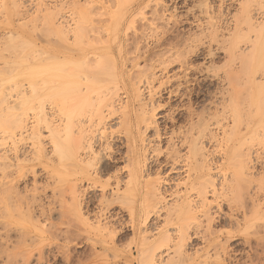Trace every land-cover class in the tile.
I'll return each mask as SVG.
<instances>
[{
    "label": "bare ground",
    "instance_id": "obj_1",
    "mask_svg": "<svg viewBox=\"0 0 264 264\" xmlns=\"http://www.w3.org/2000/svg\"><path fill=\"white\" fill-rule=\"evenodd\" d=\"M82 1L81 4L79 2L73 3L75 5H72V8H75L73 6H76V4L81 6L78 7L79 10L75 13L73 27L68 29L65 24H63L65 19L64 21H60V19H63L60 14V5L59 7L57 5H50V3L45 0H34L33 3L32 0L31 2L29 0H0L1 24L4 22V25L9 26L12 22L9 21L11 17L16 18L18 24H21L19 21L27 22L28 18L32 17L35 21H40L39 23L41 24L43 35L45 33L46 37L54 34V36L56 35L61 40L65 41L67 37H69L67 33L72 31V38L76 42L75 44L79 50L78 54H76L77 56H74V58L69 57V55L66 56L65 54L62 56L56 55L55 53H57V51H55V53L51 52L50 54L48 53V49H51L49 47L45 48V50H48L47 52H44V49V51H40L39 48L37 49L39 52H37L33 45L35 43L33 42L32 44V41H29L31 37L29 40L25 37L27 33H22L23 30L20 33L17 32L16 29L14 31L12 29V31L5 29V31L8 32L2 33V36L0 34V218H6L5 223L3 222L4 219L1 220L3 224L0 222L2 224V226L1 224L0 226L4 231V233H1V240L4 241L5 245L12 241L11 239L9 240L8 236V233H10L8 232L10 231L9 226L13 224L16 219V223H18V218L27 216L32 219L35 214H38L35 218L37 221H35L36 226L38 225L37 223H39L38 217L41 218L42 224L52 220L55 209L53 210L50 208L49 204L47 205L43 202V199L46 198L45 195L33 194L31 198L28 197V192H36L38 187H36V174L32 168L40 166L43 170H48L45 173H54L56 177L58 176L57 179L61 178L59 174L60 171L62 175H66L64 172L67 174L70 173L68 175L69 183H67L68 181L66 182L67 188L65 185V188L63 185L60 186L63 187L64 190H67V193L65 191L64 193L65 195L68 194V200L66 199L68 203L63 197L64 204L62 205V201H60L59 203L61 205H58V216H65L66 213L71 214L74 217V221L76 220L77 225L81 223V221L86 220L84 219V217H86L84 216L85 213L82 212L84 209L82 204L84 205L85 201H83L82 197L85 196H83V193L86 191H81V187L79 190L77 181H83V183L85 181L90 189H99L101 191L99 194L101 198H97L99 204H97V206L99 208L104 206L105 208L103 209L108 210L109 208H106V206L110 207V205L107 202L111 201L110 203L116 202L122 210H125V213L127 211V214H129L128 220L130 221L129 226L132 233L140 241L137 246V248L140 247L138 253H140V256L144 255L141 264H185L188 262L187 260L191 256L187 255L185 247L191 238L188 232L190 229H194L192 235L195 237L201 234L204 247L200 250V253L204 258L206 257L205 259L211 260V262L209 261L210 264H248V261H246L248 263H244L243 260L241 263V259L237 257L238 255H235L237 253L231 254L232 251L229 249V242L235 234L241 231H247L252 227V223H256V221L261 218L258 216L260 215V210L258 209L259 194L257 190L263 189L264 192V188H262V184L264 185V165L262 166L263 171L255 174L256 162L253 161L251 151L254 144L264 146V0H201L203 5L202 8H199L200 11L198 10L199 16L193 21L195 24L193 22L190 23L192 25L194 24L195 29L198 30L204 42L193 45L195 47H192L206 48L207 55L210 56L213 50L216 52L221 51V53L224 52L226 55L225 60L228 58L232 63L235 60L237 63L239 61V67L238 71L233 69L231 72L227 73L225 75L226 79L224 78V80L221 81L222 83L223 81H227L226 85L229 84V93L226 91L227 89H225L227 87L226 85H224L225 88L220 87L222 91H226L227 94H225L227 99L220 101L215 100V102L212 103L214 110H211H213V112L206 111L207 113L204 115H197L200 111L197 112V118L198 116H203L199 117L198 120L196 118L195 123L192 122L195 119H191V117L193 118V116L196 115L192 114V116V112H188L189 114H187L190 115L188 118L192 120H189V129H185V133H183V131L175 133L173 132L174 130L171 131L172 133H169L167 146L165 148L166 151L163 153L164 160L162 162H160V160L158 161V156L161 151H158L159 147L155 146L160 143L161 134L155 121V107L153 106L152 100V88L157 80L155 73L157 67L152 68L148 65L145 67V64H143L144 66L142 67H145L144 70L141 66L140 69H136L137 71L142 69L141 73H138L139 71H133L134 81L130 79L131 82L128 84V100L125 101L124 104L122 103V106H118L116 103V101L119 100H116L119 91L117 77L113 72V68H110V66H112V61L108 58V55H103L104 53H110V49L112 48L110 43L119 42L121 32H125L126 34L132 22H134V19L131 18L133 15L127 20L126 12L128 10H121L118 6L117 9L115 8L116 11H113V14L108 13L107 16L109 19L107 17V19L103 20V22L105 20L108 21H105L107 22L106 25L98 20L100 23L98 28L101 29V26H104L103 30L110 29L109 32H111L114 37H111L113 38V42L109 40L110 42L108 44L107 40L102 41L98 43V47H94L89 43L93 37H88L90 35H88V33L93 30H90V18L91 20L96 19L100 14L98 13V17H91L96 13L97 7L92 1ZM31 4L34 6V10H32ZM70 4H72V2ZM126 5L128 4L126 3ZM158 5H160V3ZM159 7L160 6L155 5V7L149 8L148 6L151 10L148 14L149 19L147 20L150 21L148 23L157 25V23H161L164 20L165 10L158 9ZM161 8L163 7L161 6ZM139 10L142 12L144 11L142 9ZM103 13L104 12H102L101 15H103ZM135 13L134 16H136ZM138 15L139 14H137V16ZM103 16L106 15L104 14ZM13 22H15V19ZM11 25L13 24L11 23ZM162 25L160 27H162ZM24 27H27V24L25 26L24 23ZM18 28L19 26L17 29ZM26 30L30 31L29 29ZM102 32L100 30V34ZM161 32H163V30H161ZM23 34L25 35L23 36ZM29 34L32 36L33 33ZM29 36L30 35L27 37ZM132 38V48L134 47L136 50V56L131 58L132 65L135 64V66L138 63L137 61H139L138 59H145L146 61V58H150L154 54H157L155 52L160 51L162 47L161 43L156 42L152 47L153 49L139 48L140 34L135 33ZM95 39L98 38L95 37ZM140 39L142 40V38ZM53 42H55V40ZM82 44H86L84 46L88 47H82ZM174 45L168 44L169 48L163 49L168 51L172 46L177 49V45ZM189 50L192 49L189 47ZM97 51H100L99 55L96 54ZM161 52H163L162 49ZM90 54L96 55V58L91 60L87 58ZM176 57L173 56V58ZM180 58L182 59V57ZM180 58L179 60H181ZM232 63H230V65ZM159 65L157 71L163 76V73H167L166 71L170 68V62L160 61ZM104 73H107V79L102 78ZM135 73L138 74L135 75ZM117 75L119 74L117 73ZM135 76H137V78ZM221 93L222 92H220L218 99L223 95ZM146 98L147 100L144 101ZM46 102L52 106L51 109L53 110H51V112L53 111L54 113H47V107L45 108L44 106ZM133 102H138L141 108L140 114L136 115L139 120L135 119L136 122H134V119L131 117L126 119L125 114L122 113L121 115L125 117L126 121L124 122V119L122 123H119L121 120L118 122V124L126 125L130 133V137L128 136L129 139H124L127 140L126 148L128 147L130 155L125 156L127 153L125 151L128 150H125V153L122 152L125 154V157L121 154L124 159L127 158L126 160L128 162V164L126 163L128 167L126 166L123 169L124 173L127 170L126 176L124 180H122L123 177L120 179L115 173L113 176H108L110 178L106 181L100 182V176L98 177V174H100L101 169H103L101 166L104 164L106 165V163L103 164V162L106 160H113L112 155H114V152L116 153L117 150H113V154L109 152L112 147L110 143L113 142V139H111L110 142L109 139L111 137L109 138L110 135L105 134V128L102 131H96L98 134H94V130L88 128L85 124L90 123L92 117H96L98 123H102L101 125H103V121L106 119V114L104 115L103 109L107 111L108 115H112L117 111H125L128 108V104H132ZM146 107H149V109H146ZM189 108L188 106V109ZM30 113L35 119V124L33 123L31 125L33 126L32 128H28V115ZM53 116L56 117L57 120L56 118L54 119ZM132 123L135 125L136 131H134V133L132 132ZM37 124L46 125V127L45 125L44 127L48 130V133H46L49 139L47 142V144H49L48 149L44 147L46 144L42 146L41 131L39 133L37 130V127L40 125L37 126ZM140 125L142 126L140 127ZM188 125L189 124H187V127ZM29 129L31 130L28 133V137L33 140V152L28 149L30 151L29 153L32 152V161L31 159L30 161L33 163L30 169L31 174H33V177H31L33 181L31 180V189L28 191L25 185L23 190H21L18 184L21 178H24L26 174L24 172H26L25 169L27 168V165L25 166L23 164V162L27 161V158L24 156L25 154H22L23 152L20 149L22 144L20 141L24 133L29 131ZM218 130L221 131L222 138H218ZM147 132L152 134V138L151 135L145 138L147 137ZM217 141L222 150L219 162L213 159L214 148L210 150V146L216 144ZM151 154L154 155L153 158L155 160L151 159L153 164L155 163L154 165L159 168H167L165 177H160L159 174L161 173L155 171L157 177L148 179L149 176H152L151 169L148 168L149 166L147 167L150 162L149 161L147 164V161ZM116 159L118 160L120 158ZM261 163L262 162H260V164ZM105 165L103 167L108 169ZM116 169L120 172L119 168ZM155 169L158 170V168ZM108 172L111 171H107V173ZM113 172L114 169L112 173ZM104 173H101V175ZM145 176L146 179L143 181ZM66 177L67 176L64 178ZM110 179L112 182H109ZM59 183L61 184L60 181ZM81 184L79 183V185ZM260 184L262 186L261 188L259 186ZM86 185L84 187L87 189L88 187ZM111 186H113V188L106 191L108 187ZM257 186H259L258 189L254 190ZM63 188L61 189L63 190ZM168 189L169 191L173 189L171 193H169V196L166 195V193L169 192L167 191ZM54 191L55 190L52 192L54 193ZM105 191L106 194L107 192L111 193V195L109 193V196L108 194L106 195V198L112 197L108 201L105 198ZM167 197H169V200L171 198L170 202H167ZM111 199H113V201ZM111 205L115 206V203ZM162 211L165 213L162 215L163 223L157 226L155 222L152 221V218L155 217L154 219H158ZM101 213L103 216V211H101ZM100 216L101 215L98 217L100 218ZM256 216L259 217V219H257ZM162 217L160 218L162 219ZM99 218L98 220H96L97 218L95 219V226L92 225L93 227L90 226L89 230L85 231L86 234L90 232L101 233L105 229V231L110 232L109 235L116 232L113 231L114 229L116 230V228H108V225L111 224H109V220L106 221L105 218V220L101 222ZM254 219L255 221H253ZM48 224V230L45 229V225H43V228H36L35 224H33V231H28L26 228L27 231H24V227L19 225L23 229L16 227L17 230L14 228L17 238L14 243L18 246L27 241L31 242L32 240H36V238L40 239L44 237L45 233L55 238L61 237L64 232L56 227L57 225ZM158 224L160 223L158 222ZM16 226L18 225L16 224ZM223 226H228L230 230H216V228H222ZM169 227L171 228L170 230ZM262 229L264 228L262 227ZM80 231L82 232L83 230ZM59 234L61 235L59 236ZM66 234L69 235V233L65 231V234L62 236L68 238ZM259 234L260 233L257 231V233H252L251 235L254 237L256 243L258 241V245L263 237L259 236ZM42 239L45 240L46 238ZM63 239L65 240L66 238ZM249 239L250 238H248V240ZM248 240H246V242L244 241L243 246L247 243L249 247L250 241ZM260 244H262V241ZM8 246L10 248L11 245ZM251 246H253V244H251ZM250 247L249 249H251ZM253 248L255 247L253 246ZM259 252L264 254L263 249ZM0 253L8 257L12 254V251L9 250L6 245L4 249H0ZM26 253L28 252L25 251V254ZM41 255L42 251L40 249L38 250V257ZM247 258L250 260V256L246 257V259ZM262 259H264L263 256ZM253 260L254 259H252V261ZM252 261L250 260V262Z\"/></svg>",
    "mask_w": 264,
    "mask_h": 264
},
{
    "label": "rangeland",
    "instance_id": "obj_2",
    "mask_svg": "<svg viewBox=\"0 0 264 264\" xmlns=\"http://www.w3.org/2000/svg\"><path fill=\"white\" fill-rule=\"evenodd\" d=\"M29 1L31 2V0H29ZM33 1L34 0H32V3H33ZM45 1L50 3V5H57L58 7L60 5V9H61L60 14H61V17L63 18V19H60V21H64V19H65L63 24H65V26L68 29H71L73 27V24H74L73 19H75V13L79 10L78 7L81 6V5L78 6L76 4L77 7L73 6L75 8H72V5H75L73 3H78V2L81 4L83 1L82 0H80V1H78V0H50V1L45 0ZM76 1H78V2H76ZM88 1L94 2L95 6L97 7V11H98V12L96 11L97 14L95 13L97 16L94 14L91 17H93V18L98 17L100 14V16L96 19L91 20V18H90V21L92 22V23L90 22V25H91L90 30L91 29H93V30H91V32L88 31L89 32L88 35L89 34L91 35V36L89 35L88 37L94 38V39L92 38V40L89 41L91 46L93 45L94 47H96V46L98 47L99 42L106 41V40L108 41V44H109V42L113 39L111 37H114L113 34L111 32H109L110 29L103 30L104 26H101V25L100 26L102 28L101 29L98 28L100 21H101V23H104L106 25V23L108 21L105 20L107 22H105V21L103 22V20L107 19L108 13L113 14L116 11L117 7L119 6L121 8V10H124V9L128 10L126 12L127 13L126 14L127 20H129L130 17L133 15L131 18L134 19L133 20L134 22H132L131 27L129 28L130 30L128 29L126 34H125V32H121L120 37H119V42L118 43L113 42V40H112L111 42H113V43L112 44L110 43V46L112 45L111 46L112 48L110 49V53H104L103 54L104 56L108 55V58H110V60L112 61V63H111L112 66H110V68L111 67L113 68V70H114L113 72L116 74V77H117V81H118L117 86L119 87V91H118V94L116 96V100L117 99H119V100H117L116 103L118 106H120L122 103L124 104L125 101L128 100V97H129V85L128 84L131 82L130 79L134 78V72L133 71H135V72L139 71L138 73H141L142 69L138 70V71L136 69L137 68L140 69L142 66H144L143 64H145V67H147V65L152 67V68L157 67L155 69L157 80L154 83V86L152 88V90H153L152 100H153V106L155 107V112H154L155 113V121H156L157 126L159 127L158 129H160L161 140H160V143L158 145L157 144L156 145L154 144V145L159 147L160 150L158 149V151H161V153H159L160 155L158 156V161L160 160V162H162L164 160V158H163L164 154L163 153H165L164 151H166L165 148L167 146L166 144H167V138H168L169 133H172L171 131H173V130H174L173 132H175V133H178V131H180V132L183 131V133H185L186 132L185 129H189V126H190V122H189L190 119L188 118V116H190V115H188L189 113L192 112L191 115L192 114L196 115L197 112L202 111L201 113L199 112L197 115H199V114L204 115L205 113H207L206 111L213 112L214 108L212 107L213 106L212 103H214L215 100L220 101V100L227 99L226 91L228 92L230 87H229L228 83H227L228 85H226L227 81L226 82L223 81V83L221 81L224 80L225 75L227 73L231 72V70L235 69L238 71L239 61L237 63L235 60L232 63L231 61L228 60V58L225 60L226 55L224 52L221 53V51L216 52L213 50V52L211 54L212 57H211L210 55H207L206 48L205 49L203 47L193 48V47H195L193 45H197L198 43L204 42V40H203L202 36H200L198 30L195 29V27H194L195 23L193 22L195 20V18H197V16H199V11H200L199 8H202L203 3L201 2V0L200 1L199 0H112V1L111 0H88ZM57 2H59V3H57ZM71 2H72V4H70ZM156 2L158 4L160 3V5H158ZM126 3L128 5H126ZM111 4H114V5H111ZM146 4H147V7H146ZM155 5L160 6L158 9L165 10L164 11L165 14L163 17L164 20L161 23L160 22L157 23V25H153L151 23H148L150 21L147 20V19H149L148 18L149 17V15H148L149 11H151L149 8L155 7ZM200 5H201V7H200ZM31 6L33 8L32 10H34V6L32 4H31ZM148 6H149V8H148ZM161 6L163 8H161ZM139 9H142L144 11L142 12ZM62 12H64V13H62ZM102 12H104L103 15L105 14L106 16L101 15ZM134 13L136 16H134ZM137 14H139V15L137 16ZM100 17H102V18H100ZM14 19H15V22H13ZM29 19L30 20L33 19L34 21L33 20L30 21ZM108 19H109V17H108ZM145 19H146V21H145ZM98 20H99V22H98ZM9 21L10 22L12 21L11 23L13 25H11V23H10L9 26L8 25L6 26V25H4L5 24L4 22H2V24H3L2 25L1 21H0V30L2 29L0 31L1 36H2V33L4 34L5 32L7 33L8 31H12V30L14 31L15 29L17 32H20V33L23 30L22 33L23 32L27 33V35L25 37L28 38V40L31 37L32 40L30 39L29 41H32L31 42L32 44H33V42L35 43L33 45L35 46V49L37 52H39V50H37L38 48L40 49V51H44L45 48L49 47L51 49H48V50L49 51L51 50V51L49 52L48 50H45L44 52L48 51V53L51 54V52L55 53V51H57L58 54L55 53L56 55L62 56L63 54H65L66 56L69 55V57H72V58H74V56L76 57L77 56L76 54H78V52H79L78 47L75 44L76 42L72 38V35H73L72 31H70L71 33L70 32L67 33V36H69V37H67V40L64 41V40H61L60 38H58L56 35L54 36V34L53 35L50 34L51 36H49V37L48 36L46 37L45 33L43 35L41 24L39 23L40 21L36 20L37 21L36 22L35 19L32 17L28 18L27 22L19 21V23H21L22 25L18 24V20H16V18H14V17H11V20H9ZM190 22L191 23L193 22L194 24L192 25ZM24 23H25V26L27 24L28 28L24 27ZM28 23H29V25H28ZM68 23H70V24H68ZM15 24H16V26H15ZM162 24L163 25L165 24L164 26L165 27L167 26V27L165 28ZM161 25H162V27H160ZM1 26H2V28H1ZM13 26H15V27H13ZM18 26H19V28L22 26L21 27L22 29L21 28L17 29ZM25 28L29 29L30 31L26 30ZM164 28H165V31H164ZM5 29L8 31H5ZM32 29H33V31H32ZM34 30H35V32H34ZM100 30H101V32L103 31L101 33L102 35L100 34ZM161 30H163V32H161ZM27 31L29 33H33L32 36ZM135 33L140 34V38H142V40L139 38V42H140V44H138V47L140 46L139 48L142 47V48L153 49L152 47L154 46V44L156 42H159L162 45L161 49L163 50V52H161V49H160V51L155 52L157 54H154L150 58L149 57L146 58V61H145V59L144 60L138 59L139 60V61H137L138 66L137 65L135 66V64L132 65V58L131 57L136 56V50L134 49V47L132 48V46H133V44H132L133 38L132 37L134 36ZM25 34H23V36ZM99 34H100V36H99ZM28 35H30V36L27 37ZM70 35H71V37H70ZM126 35L129 37H127ZM161 35H163V36H161ZM172 36H174V37H172ZM95 37H97L98 39H95ZM166 37H167V39H166ZM126 38H128V39H126ZM100 39H101V41H100ZM194 39H195V41H194ZM50 40H51V42H53L55 40V42L51 43ZM129 43L131 44V46ZM56 44H57V46H56ZM168 44H171V45L176 44L177 49L174 47L175 46L174 45V46H172V48L170 50L166 51V49L169 48ZM37 45L40 47H38ZM84 45H86V44H84ZM84 45L82 44V47ZM91 46H89V47H91ZM61 47H62V49H61ZM84 47H88V46H84ZM187 47H188V49H187ZM189 47L193 50V52H192V50H189ZM126 48H127V50H126ZM131 48H132V50H131ZM163 48H166V49H163ZM195 49H197V50H195ZM125 51H127V52H125ZM181 51H182V53H181ZM128 52H129V54H128ZM158 52H161V53H158ZM99 53H100V51L96 52L97 55H99ZM173 53H174V55H173ZM175 53H176L177 57L175 56ZM184 54L185 55L188 54V55L185 56ZM159 55H161L162 57ZM224 55H225V57H224ZM173 56L176 58H173ZM179 56L182 57V59ZM87 58H89L91 60L93 58H96V55L90 54L89 56H87ZM179 58L183 61L179 60ZM178 60H179V62H178ZM160 61H167V62L169 61L170 62V66H169L170 68L166 71L167 73H165V74L163 73V76L160 72L157 71L159 66H160L159 65ZM230 63H232V64L230 65ZM211 67H212V69H211ZM144 68H143V70H144ZM211 70H213V71H211ZM117 73L119 75H117ZM138 73H135V75H137ZM106 74L104 73L103 77L102 76H100V77L107 79ZM172 75H173V77H172ZM97 77H99V76H97ZM135 77L137 78V76H135ZM132 81H134V79ZM224 85H226L227 87L225 88ZM220 87L225 88L227 90L224 92V91H222V89ZM175 91H177V92H175ZM144 92H145V90H144ZM220 92H222L221 94H223V95H221L220 99H218L220 96ZM216 94H217V96H216ZM224 94H225V96H224ZM215 97H217V98H215ZM222 97H225V98H222ZM146 100H147V98L144 101H146ZM47 103L48 102L44 103L45 108L47 107L46 108L47 113H50V114L54 113L53 111L51 112V110H53V109H51L52 106L49 103L48 104ZM188 106L190 107L189 108L190 110L188 109ZM146 109H149V107H146ZM211 109H213V110H211ZM140 112H141V108L139 106V103L133 102L132 104H128V108L125 111H117L116 113H114L112 115H108L107 111L105 109H103L104 115L106 114V116H105L106 119H104V121H103L105 124L103 123V125H101L102 123H98V120H96L97 119L96 117H92L91 122L85 124L86 126H88V128L94 130V134H98L97 132L102 131L105 128L106 129V131L104 130L105 134L110 135L109 138L111 137L109 139L110 142H111V139H113L112 140L113 142L110 143V144H112V147H111L112 151L110 150L109 152H112V154H113V150L114 151L117 150L116 153L114 152V155L111 154L113 156V160H106L107 162L106 161L103 162V164L106 163V165L105 164L104 165L106 167H108V169L106 168L107 171H111V172L107 173L105 167H103L104 165H102L101 167L103 169H101L100 172L101 173L106 172V173H104L102 175H101V173L98 174V177L100 176L99 177L100 182L106 181L107 179L110 178L108 176H111V175L113 176V174L115 175V173L120 177V179L123 177L122 180H124V177L126 176V171H127L126 169L127 168L125 169L126 170L125 173L123 172V169H124V167L127 166L126 163L128 164V162L126 160L127 158L124 159L123 157L130 155L128 147L126 148L127 140H124V139H129L130 133L128 132L126 125L118 124V122L121 120L119 123H122L123 122L122 120L125 119V117H123L121 115L122 113L125 114L126 119H128V117H131L132 119H134V122H136V120H139L138 116H136V115L140 114ZM197 115L193 116V118L191 117V119H195L194 121H192V120H190V121L195 123ZM202 116H198L197 120L199 119V117H202ZM53 118L55 119L56 117L53 116ZM186 118H188V119H186ZM126 119L124 120V122L126 121ZM56 120H57V118H56ZM28 123H29L28 128H32L33 126H31V125L33 123L35 124V119L31 113L28 115ZM116 123H117V125H116ZM187 124H189L188 127H187ZM44 125L45 124H42V125L37 124V126H39V127H37V130L39 131V133L41 131V142H43L42 146H44L46 144L47 146L45 145L44 147L46 149H48L49 144H47V142L49 141V139L47 138V134H46V133H48V130H47V128H45L46 125H45V127H44ZM141 126L142 125H140V127ZM175 127H177V128H175ZM30 130L31 129H29V131L24 133L22 140L20 141L22 144V145L20 144L21 145L20 149L23 152V153L22 152L21 153L23 155L25 154L24 156H26V158H27V161L23 162V164L25 166L27 165V168L25 169L26 172H24V173H26L24 175V178L22 177L21 180L19 181L20 183L18 184L19 188L21 187L20 188L21 190H23L24 185H25L27 187L28 191L31 189V184L33 181V179L31 178V177H33V174H31V169H30V167L33 163V162H31L32 161L31 157H32V152H33V140L31 138H30L31 139L30 140L28 137V135H29L28 133L30 132ZM107 130H108L109 134L107 133ZM124 131H125V133H124ZM134 131H136L135 125H133V123H132V132L134 133ZM116 132H117V134H116ZM217 132H218L217 133L218 138H222L221 131L218 130ZM26 135H27V137H26ZM149 135H151V138H152V134L149 132L146 133L147 137H145V138L150 137ZM42 137H43V139H42ZM138 141H139V139H138ZM218 143L219 142L217 141L216 144H212L210 146V150L214 148L213 159L217 162L220 161L221 154H222L221 147H220V145H218ZM253 143H255V142H253ZM29 147L32 149H30ZM261 147H262V149H261ZM112 148H114V149H112ZM28 149L32 152L29 153L30 151ZM125 150H128V151H125ZM263 150H264L263 145L254 144L252 147L251 156L253 157V161L256 162L255 174L263 171L262 170V166L264 165V160H263L264 159V151ZM124 151L127 152L128 154L127 153H126V155L123 154V153H125ZM121 154H123V157ZM151 155H153V154H151ZM151 155H149V160L147 161V164L149 161L150 162H149V165H147V167L149 166L148 168L151 169V175L152 176H149L148 179H153L154 177H157L155 175L156 172L161 173V174H159L160 177H165V175H166L165 173L167 172V168H165V167L159 168L156 165H154L155 163L153 164V161H152L154 159L153 158L154 155L153 156H151ZM116 158H120V159L117 160ZM30 159H31V161H30ZM114 159L116 160V162ZM259 161L262 163L260 164ZM109 168H110V170H109ZM116 168H119L120 172ZM155 168H158V170ZM32 169L34 170V172L36 174V183H37L36 187L37 186L38 187H37L36 192L35 191L34 192L33 191L28 192V195H29L28 197L31 198V195H33V194H35V195L39 194V195H43V196L45 195V197L48 199H46V198L43 199V202H45V204H47V205L49 204L50 208H52L53 210L55 209L54 210L55 213L53 212L52 220L50 222H46L44 224H42L43 222H42L41 218L38 217L37 219L39 220V223H37L38 224L37 226L35 223V221H36L35 218L37 217L38 214H35L34 218H32V219L28 218L27 216H25L23 218H18V223H16L17 222L16 221L17 219H16L15 222L10 225L11 227L9 226L10 231H8V232H10V233H8L9 240L11 239L12 241H10L11 243L10 242L6 243L8 249L12 251V254H10V256L6 257L5 254L3 255V253H0V264H141L142 263L141 261H143L144 255L140 256V253H138V250L140 247L137 248V246H138L140 241L133 235L132 230L129 226L130 221L128 220L129 219V214H127L128 212L126 211V213H125V210L124 209L122 210L116 202L110 203L111 201H108V200H110V198H112L111 196L106 198L107 197L106 195L108 194V196H109V193H110V192H107V194H106V191L111 190L113 188V186L108 187V190L105 191V198L108 201L107 203H109V205H110V207L106 206V208H109L107 210V209H103V208H105L104 206H101L100 208L97 206L98 199L101 198L100 197L101 195L99 196V194L101 192L99 189H93L92 190V189H90V187H88L86 185L87 183H85V181H84V183H83V181L82 182L77 181L78 185H79V183L80 184L82 183L79 186L77 185L79 190L81 187V189H82L81 191H84V192L86 191L85 193H83V196L84 195L85 196L82 197L83 201L85 200L84 201L85 206L82 204V206L84 208L83 209L84 211L82 210V212L85 213L84 216H86V217H84V219H86V220L81 221V223H79L77 225L76 220L74 221L73 215L66 213L65 216L61 217V216H58L59 214L57 212V210L59 208L58 205L59 206L61 205L59 202L62 201V205H63L64 204V202H63L64 198H65V201L68 200V194L65 195V193H64V191L66 192L67 190H64V188L67 185L66 182L68 181L67 183H69L68 175L70 173L67 174L63 170L64 174H66V175H62L61 171H60L59 174L61 175V178L57 179L58 176L56 177L54 175V173H52V174L45 173L48 170L45 171L40 166L34 167ZM113 169H114V172L112 173ZM115 170H117V171H115ZM153 171H154V173H153ZM38 173H41V174H38ZM65 176H67V177L64 178ZM47 177H49V178H47ZM111 179L109 180V182L110 181L112 182ZM145 179H146V176L143 179V181H145ZM59 181L61 182V184L59 183ZM256 184H257V182H256ZM62 185H63V187L65 185V187L64 188L60 187ZM85 185L88 187L87 189H86V187H84ZM259 186H260V188L262 186H263L262 188H264L263 184H262V186H261V184ZM259 186H257V188L254 190H257ZM61 188H63V190ZM42 189H44V190H42ZM53 190H55L54 193L52 192ZM172 190L169 191V189H168L167 191H169V192H167L166 195L169 196V193H171ZM259 190H257L258 194H259V207H260V208L258 207V209L260 210V212H259L260 215H258V216L261 218L259 219V217L256 216L257 219H259V220L256 221V223L255 222L252 223V227L250 229H248L247 231H241V232L235 234L229 242V249L232 251L231 254L233 255V253L234 254L237 253L235 255L236 256L238 255L237 257L239 259H241L240 262L242 260L244 261V263L246 261H248L249 263L246 262L248 264H264V259H262V256L264 257V254H262V252L261 253L259 252L261 249H263V253H264V246H262V245H264V238H263L264 237V229H262V227L264 228V226H263V224H264V216H263L264 215V208H263V205H264V198L263 197H264V195H263V193L264 192H263V189H261L262 191L260 190V192H259ZM261 192H263V193H261ZM110 195H111V193H110ZM111 200L113 201V199H111ZM167 200H168L167 202H170L171 198L169 200V197H167ZM67 203H68V201H67ZM86 203H89V204H86ZM114 203H115V206L111 205ZM116 204H117V206H116ZM86 205H87V207H86ZM117 210H118V212H117ZM121 210H122V212H121ZM98 211H100V212H98ZM101 211H103V216H102ZM261 212H262V214H261ZM164 214L165 213H163V211H162V213L160 212L159 218L154 219L155 218L154 217V218H152V221L155 222V224L157 226L161 225V223H163L162 222V220H163L162 215H164ZM99 215H101L100 218L98 217ZM114 215H116V216H114ZM110 217H111V219H110ZM160 217H162V219ZM98 218L101 222H103V220H105V218H106V221L109 220V224L110 223L111 224L108 225V228L110 227V229H113L111 227H114V228H116V230L114 229L113 231H116V232L115 233L113 232L112 234L109 235L110 232L105 231L106 230L105 229L101 233L90 232V233L86 234L85 231H88L90 226H92V225L95 226L94 224H95L96 220H98ZM255 219L253 221H255ZM1 220H3L4 223L6 222V218H4V217L2 219L0 218V222H2ZM114 221H116V222H114ZM152 221H151V223H152ZM3 222H2V224H3ZM158 222L160 224H158ZM48 223L55 224V226L57 225L56 227H58L59 229H61V231L64 232V233H62V235L65 234V231H66L67 233H69L70 236L68 234H66V236H68V238H67V237H63L61 234H59V236L61 235V237L55 238L53 236H50L48 233H45L44 237H42V238H46L45 240L42 238H40V239L36 238V240H34V241L33 240L31 242L27 241V242H24V244H21L18 246L14 243L17 240L16 233L14 230L17 229L16 227H18L19 229L22 228L19 225H22L24 227V229L22 228L24 231H27V230L33 231L34 230L33 224H35L36 228H40V227L43 228V225H45L44 227H45V229H47L49 227ZM117 223H118V225H117ZM2 224H1V226H2ZM16 224L18 226H16ZM1 226H0V249H4L6 247V245H5L4 241L1 240V233H4ZM75 227L76 228L78 227V228L76 229ZM256 227H258L259 229ZM79 229L83 230V231L81 232ZM170 229L171 228L169 227V230ZM254 229H255V231H254ZM77 230H79V231H77ZM190 230L188 232L190 233L191 238L185 247V252L187 253V255H189L191 257L188 256L190 258V260L188 258V260H187L188 262H186L185 264H204V262H205V264H208L209 261L211 262V260L205 259L206 257L204 258L203 255L200 253L201 252L200 250H202V248L204 247L203 246L204 242H203V239L201 238V234L197 235L195 237L192 235V232H194V229H190ZM216 230L217 231H229L230 229L228 228V226H225V227L223 226L222 228L221 227L216 228ZM119 231H120V233H119ZM252 231H254V232H252ZM257 231L260 233L259 236H263L261 239L262 244H260L261 241L259 240L260 241L259 242L260 247L257 244L258 241L256 243L254 237L251 236L252 233H257ZM50 232H53V231H50ZM63 238H66V239L64 240ZM248 238H250V239L248 240ZM240 240H241V242H240ZM246 240L250 241L249 247L251 246V244H253V246L255 248H253V246H251L250 247L251 249H249L247 243L245 244V246H243L244 241L246 242ZM252 242H254V243H252ZM124 244L126 245V247ZM157 244H160V243H157ZM8 245H11L10 248H12V249H10ZM14 246H16V247H14ZM261 246H262V248H261ZM40 249L42 251V255L40 257H38V250H40ZM25 251H27L28 253L25 254ZM128 251H129V253H128ZM192 251H193V253H192ZM190 252L192 253V255ZM255 252H256V254H255ZM243 253H245V254H243ZM249 256H250L251 261H252V259H254L252 262H250V260H248V258L246 259V257H249ZM162 258H164V257H162ZM257 262H259V263H257Z\"/></svg>",
    "mask_w": 264,
    "mask_h": 264
}]
</instances>
